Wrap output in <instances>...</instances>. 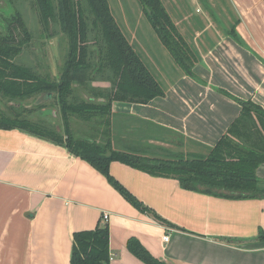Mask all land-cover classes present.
Returning a JSON list of instances; mask_svg holds the SVG:
<instances>
[{"label":"crops","instance_id":"crops-1","mask_svg":"<svg viewBox=\"0 0 264 264\" xmlns=\"http://www.w3.org/2000/svg\"><path fill=\"white\" fill-rule=\"evenodd\" d=\"M186 1L193 12L201 11L198 0ZM229 2L241 42L226 25L218 37L196 40L199 60L192 75L178 70L161 86L162 96L113 101L109 139L114 149L160 158L205 154L238 115L236 99L264 109V0ZM210 25L194 30V38ZM90 122L78 123L88 129ZM109 173L171 224L136 209L64 144L0 128V264H69L73 233L97 224L108 226L109 264H145L127 249L131 237L166 264H264V240L255 238L264 230V163L256 169L262 196L240 199L188 190L174 178L118 160L110 162ZM103 212L109 213L106 221ZM165 233L169 239L163 242Z\"/></svg>","mask_w":264,"mask_h":264},{"label":"trees","instance_id":"trees-1","mask_svg":"<svg viewBox=\"0 0 264 264\" xmlns=\"http://www.w3.org/2000/svg\"><path fill=\"white\" fill-rule=\"evenodd\" d=\"M44 24L57 21L68 40L66 59L58 81L40 77L14 60L28 42L30 33L18 10L0 19V97L21 103L38 94L54 95L62 117L57 127L0 111V128H19L40 138L64 144L69 151L100 172L131 205L163 224H171L133 196L110 173L109 164L118 160L149 174L171 177L180 186L217 197L240 199L262 196L256 169L264 163V109L255 102L236 99L240 111L215 145L205 154L148 157L114 149L109 139L112 102L118 98L146 102L164 90L140 54L132 47L116 20L108 0H32ZM162 46L185 75H192L198 54L179 32L161 0H138ZM228 34L241 42L234 24ZM109 81L113 96L93 87L92 81ZM87 85L88 99H77L75 87ZM117 98H114L115 96ZM97 101H94L95 99ZM102 126L101 141L77 138L70 130L69 116ZM69 264H109L107 224L73 233ZM264 240V230L255 237ZM227 241L234 239L226 238ZM127 249L145 264H166L153 257L134 237Z\"/></svg>","mask_w":264,"mask_h":264},{"label":"rangeland","instance_id":"rangeland-1","mask_svg":"<svg viewBox=\"0 0 264 264\" xmlns=\"http://www.w3.org/2000/svg\"><path fill=\"white\" fill-rule=\"evenodd\" d=\"M4 1L5 5H2V0H0V19H4L5 16H9L13 11L18 10L30 33L28 42L23 46L22 52L14 61L19 65L30 66L42 78L49 81H58L68 50L67 36L61 30L58 22L54 21L47 25L44 24L32 0ZM53 1L55 3V0ZM198 1L201 11L197 13L190 9L186 0H161L172 20L175 24L178 23L179 32L197 54L199 53V48L196 40L200 42L199 39L205 37V35L207 37H218L226 32V25L229 27L236 20V14L233 12L229 0ZM108 4L119 28L132 47L141 54L140 56L144 59L150 72L157 80H161L159 81L161 86L166 85L179 72H182L162 46L138 0H108ZM190 6L193 7V5ZM193 13L198 15L194 16ZM181 19H183V22L180 23ZM208 21H212V25L199 33V37L195 39L196 31L194 30L201 31ZM200 45L207 46L208 43L205 42ZM98 77L90 85L100 87L103 89L102 93L107 94L111 98L113 96L110 91L112 84L109 81L100 79V76ZM89 87L91 86L75 87L74 92L77 99H88L93 96V92ZM44 95L38 94L34 97L26 98L19 103V107L11 104L18 102L11 101L10 103L9 100L0 97V111L11 117L19 115L32 121L60 127V132L62 133V117L55 94L51 95L48 101L43 102ZM117 97L116 95L114 98ZM94 101L97 100L95 99ZM114 101L123 100L118 98ZM43 107L45 108L44 111ZM81 120L75 115L69 116L70 130L75 137L91 138V136L95 135L102 138V129L98 127L102 125L90 122L87 129L84 124L78 123ZM109 127L111 128V125ZM192 148L195 151L205 152L198 146H192Z\"/></svg>","mask_w":264,"mask_h":264},{"label":"built area","instance_id":"built-area-1","mask_svg":"<svg viewBox=\"0 0 264 264\" xmlns=\"http://www.w3.org/2000/svg\"><path fill=\"white\" fill-rule=\"evenodd\" d=\"M195 10H196V12H199V11H200L199 8H196ZM108 215H109L108 212H103V213L101 214V219H102L103 221H106L107 218H108ZM167 230H169V228H168ZM168 239H169V235H168V233H165V234L162 236V241H163V242H166V241H168Z\"/></svg>","mask_w":264,"mask_h":264},{"label":"water","instance_id":"water-1","mask_svg":"<svg viewBox=\"0 0 264 264\" xmlns=\"http://www.w3.org/2000/svg\"><path fill=\"white\" fill-rule=\"evenodd\" d=\"M1 3H2V5H5V1H4V0H2ZM43 95H44V94H43ZM46 96H51V95H50V94H45L44 97H43V99L46 98Z\"/></svg>","mask_w":264,"mask_h":264}]
</instances>
